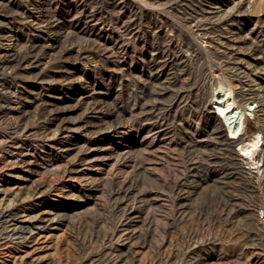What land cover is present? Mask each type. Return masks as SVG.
<instances>
[{"label":"rangeland","instance_id":"obj_1","mask_svg":"<svg viewBox=\"0 0 264 264\" xmlns=\"http://www.w3.org/2000/svg\"><path fill=\"white\" fill-rule=\"evenodd\" d=\"M42 1L50 4L53 9H56L61 17L65 14L67 5L71 3V0ZM240 1L242 0H214L207 3L204 7L212 14L209 19H204L200 13L203 8L199 5L189 6L188 4L182 5L174 2V4L159 6L151 4L148 0L146 2L143 0H119L118 10L115 9L113 12L109 8H106L108 0H88L87 3L92 6L103 7L104 19L107 22L102 27L101 25L90 28L86 27L87 31L84 33L72 31L71 33L76 37L73 40L65 41L63 44L65 47H75L77 49L88 46L84 50L83 56L68 59L70 67L68 70L57 67L56 61L58 59L55 55L48 56L43 62L44 64L41 69L37 72L26 67L27 64L18 67L15 72L18 89L26 92V95L41 96V99L44 101L41 100L40 106L37 107L38 110L36 109L37 111H40L47 101L65 98L66 102L64 106L66 108L69 110L79 108L75 112L66 114L62 122L68 124L78 123L85 117L84 114L87 112V107H85L84 102L93 93L92 89L100 92L105 97V101L106 99L108 101L103 105L104 107L98 109L94 118H85L89 127L77 128L74 127L75 125H70L71 128L64 134L69 136L70 145L78 140L80 146L83 143L82 140H90L91 137L95 136L94 130L90 126L96 125L102 120H108L105 118L106 112L118 101V98H121L122 105L127 111L138 102L135 90L138 88L137 78L141 74H136L135 76L125 74L129 64L125 65L123 67L125 71H122L117 58L113 55L111 56V53L115 51V41L118 36V27L114 21L118 18L123 21L131 19L140 22L138 24L140 29H138L142 30V38L140 37L136 41L134 48L131 49L130 56L134 60L129 61V63L130 65L133 64V67L139 73H142L141 82L145 84V88L159 93L171 82L173 76L170 75L167 80L162 81L155 79L144 80L150 60L149 46L154 44L158 48L165 45L163 40L152 32L151 25L153 23L161 24L163 32L172 42L182 44L183 41L177 36L173 30V26L182 27L184 30L189 31L184 26V18H190L194 20L192 23L194 25H200L201 23L211 27H219L221 32L217 31L210 35H205L198 28L192 27L193 29L190 31L193 35V44L199 50V57L191 55L189 51L190 46L186 45L183 47L184 57H186L183 63V68L185 69L177 70L179 74L184 73L182 74L184 76L183 79L188 83L190 81V86L194 88L205 87V90L208 89L210 93H215L217 88L209 86L211 81L207 82L206 74L209 70L212 71L214 69L212 62H215V66L219 64L218 59H215L213 56H222L224 59L223 64L227 62V67L229 64L228 72L233 74L235 79L240 78L241 81L245 82L246 93L249 94L248 92L251 89L253 90L252 92H257L264 86V0H251L250 5L246 4L242 8L243 13H236L237 15L233 16V13H231L234 8L233 6L234 4L241 3ZM4 25H1L2 30H0V38H6L4 40V47L13 44L14 41L10 38V35H12L14 30H21V33H29L21 24L7 23L5 27ZM83 26L85 25H80L81 28ZM63 30L62 33L67 31L66 28ZM239 31L241 34L236 35ZM146 33L147 35H145ZM52 37L56 38L55 35ZM243 40H246V45L242 46L240 44L239 46L236 44ZM100 42L106 43L108 48L110 47L109 54L104 56L97 49ZM251 43L254 46L261 47L263 51L255 55L250 53L249 47ZM0 49L4 50L1 45ZM225 52L227 54H224ZM222 70L224 69H221V71L218 68L216 69L218 73L221 72L220 76H223L225 73V70ZM123 74L124 76H122ZM154 88L156 89L153 90ZM120 91H122L121 95L119 94ZM260 100L262 103L251 100L244 106L252 108L251 111L243 110V106H240L239 110L243 114H251L249 115L251 119H254L257 114L259 124L262 125L264 124V97L261 96ZM207 102L211 108V113L215 117V113L217 112L215 97L208 98ZM35 108L36 106L33 107L31 105L27 108L30 116L36 112ZM130 118L132 119L133 116L128 114L127 118L122 122L127 123ZM189 119L186 116L183 119L184 122L178 121L175 125L173 124L170 129L171 131L175 129L176 134L170 131L167 136H164L157 143H151L148 140L149 138L147 139V136L150 137V134L146 130H143L144 126L139 127L143 131V134L139 135V138H135L133 131H128L127 137L123 136V133L110 136V138L100 142V146H97L94 150L92 166H88L90 162L86 165L81 164L79 166L81 171L73 174L76 175L75 177L70 176L60 179V177H52L46 171V167H54L55 165L66 167L74 161V156L79 147L70 146V149L66 150L61 148L58 142V145L51 146L48 139H41L37 132L35 134V131L33 132L34 135L32 134V141H35L34 145L36 147L25 146L19 148L9 142L4 143L2 138H4L6 132L4 124L6 116L4 118L1 117L0 188L8 180V177L4 173L6 169L4 170L3 161L6 157H12L16 154L26 155L30 160L40 159V161L34 163L39 165L35 166L33 171H28L23 166L15 168L13 170L14 174L11 176L12 178H10V180L12 179V187L16 188V186H19L22 180L19 177L22 176L37 180L50 179L54 181V179H57L58 181L57 188L37 195L27 202L29 206L33 205L32 208H41V211H48V209L52 211L59 209L60 211L58 216L54 214L48 216V213L40 215L44 218L54 217V220L52 222L40 221L41 226L45 224H51V226L46 231L41 230V235L37 237L38 240L35 246L30 249V251H34L29 257H40L56 264H77L78 262L80 263V254L86 247L88 251L92 249L91 251L94 255H98V253L104 251L102 241L110 230V232L113 231L119 217L112 211L108 201L110 185L106 181L112 178L122 179L133 173L136 169L133 165L124 164L118 152L132 157L150 155L149 160L144 162L142 168L139 171L137 170L136 173L138 176L137 180L140 183L138 184L139 191L144 188L148 189L150 199L155 200L154 203L157 211L154 217L147 218L145 222L143 218H135L133 220L137 223L133 228L142 236L134 249L135 252L133 254L130 252V257L128 256L129 264H150L151 262V264H165L164 262L155 260L157 244L165 240L169 247L178 246L181 237H187L190 232H196L197 234V237L189 240L188 247L191 250L197 248L199 241L205 236L218 238L214 244L202 252L207 258V264H234L232 257L245 255L243 254V252L246 253L247 248L245 241L250 234L257 235L254 243L264 245V222H260V216L262 213L264 214V192L258 187L253 188L244 177L245 175L238 170L234 171L233 167L235 166L230 164L233 158L235 159V155L241 152V144H233L232 150H230L224 144L225 142L221 143L219 140L217 141V134L208 132L205 122L199 125L195 122L194 126H190L191 129H189L187 127ZM108 122H110L109 125L115 123L114 121ZM217 124L222 127V131L227 136L229 131L225 130L221 120H218ZM129 134L131 137H128ZM213 136L215 137L214 139ZM195 140L201 141V145L195 146L196 142H193ZM233 171L234 174L236 173L234 177H231L232 175L223 176ZM261 173L262 170L260 171ZM96 176H101L104 182L98 187L99 190L94 189L79 198L82 201H88L84 208L75 214L64 212L68 206L78 201L77 197L73 195L74 189L84 185L86 181L90 180V177L95 178ZM177 182H179V186L174 190ZM162 189L165 190L164 193H161ZM177 192L178 194H176ZM177 195H180L179 199H176ZM174 196L176 200H174ZM0 197L2 198L1 193ZM18 205L19 203H15L14 206L12 205L13 207H9L13 211V214L10 216L11 218L15 217L16 210H20ZM7 206H9V203L3 202L1 205L2 211L6 210ZM174 209L180 212H189L190 216L192 214L194 217V220H186L178 224V226L168 228L166 223L168 219L166 218L175 211ZM39 213L36 212L35 214ZM198 214L202 216L197 219L196 215ZM15 221L26 225L29 223V219L22 215L17 216ZM200 222L205 225L202 226ZM56 226L59 227L53 229ZM165 226L166 228L164 229ZM16 240L10 242L8 245L0 246V260L25 254L23 251V249H26L25 247L18 246L19 249L13 248L9 251L6 249V246H10L11 244V246H16ZM125 245L122 241H116L113 245H108L107 252L105 251V259H108L112 254L114 255L116 253L115 250L124 248ZM167 247L166 245L162 249V253L167 251ZM109 251H111L110 254ZM190 256L187 259L185 258V260H189ZM249 256L251 255L245 256V258L248 259Z\"/></svg>","mask_w":264,"mask_h":264},{"label":"bare ground","instance_id":"obj_2","mask_svg":"<svg viewBox=\"0 0 264 264\" xmlns=\"http://www.w3.org/2000/svg\"><path fill=\"white\" fill-rule=\"evenodd\" d=\"M143 1L146 2V0ZM148 1L153 5L157 4L159 6L174 4V2H178L182 5L188 4L189 6L199 5L203 8L200 12L202 17L204 19H209L212 13L204 6L214 0ZM250 1L251 0H242L240 1L241 3H237V5L234 4L233 11H231L233 16H235L236 13H243L242 8H244L246 4L250 5ZM70 2L71 3L67 5L65 14L61 17L56 9H53L50 4H46L42 0H0V30H2L1 25L13 23L21 24V26L29 32L27 34L21 33V30H14L12 35H10V38H12L14 42L7 47H4V40L6 38H0V45L4 48V50L0 49V118L6 116V121L4 123L6 126V132L4 138H2L4 143L9 142L19 148L25 146L36 147V145H34L35 141H32V136L34 135L33 132L35 131V134L37 132L41 139H48L51 146H56L57 142L61 148L66 150H69L70 146H78L79 150L74 156V161L66 167L58 165H55L54 167H46V171L49 172L52 177L56 176L62 179L70 176L75 177L76 175L73 174L81 171L79 169L81 164L86 165L90 162L88 166H92L91 163L94 150L97 146H100V142L110 138V136L123 133V136L127 137L128 131H133L135 138H139V135L141 136L143 134L142 129L139 127L144 126L143 130H146L147 133L150 134V137L147 136V139L149 138L148 140H150L151 143H157L160 139L170 133V127L173 124L175 125L178 121L184 122L183 119L188 116V118H190L187 122V127L189 129H191L190 126H194L195 122L197 125L205 122L207 124L208 132L211 134H217V141L219 140L221 143L225 142L224 144L227 148H230V150H232L233 144H241V152L235 155V159L233 158L231 161L232 163L230 164L235 166L233 167L234 171L238 170L245 175L244 177L253 188L258 187L264 192V124H259L257 114L254 119H251L249 116L251 114H243L239 110V107L243 106V110L251 111L252 108L244 107L251 100L262 103L260 97H264V86H262L257 92H252L253 90L251 89L249 90L250 92H248L249 94H247L245 90V82L241 81L240 78L235 79L234 75L228 72L229 64L228 67L227 62L223 64L224 59L222 56H213L215 59H218L219 64H216L217 66H215V62H212L214 69H212V71L209 70L206 74L207 82L211 81L209 86H215L217 88L215 93H210L208 89L205 90V87L194 88L193 86H190L191 82L189 81V84L183 79L184 76H182V74L184 73L179 74L177 70L185 69L183 68L184 59L186 58L183 53L184 46H190L189 51L192 56L196 57L199 55L197 46L193 44V35L191 34L192 27H195L196 29L198 28V30L202 31L205 35L220 31L219 27H211L207 24L200 23V25H194L192 24L194 20L190 18H184V26H186L189 31L191 30L190 32L184 30L182 27L173 26V30L183 41L182 44L172 42V40L163 32L161 24L153 23L151 25L152 32L155 33V36L160 37L165 45L161 47L157 45L159 46L158 48L154 46V44L149 46L150 60L148 63V70L145 73L147 75L144 80L155 79L157 81H162L165 79L167 80L170 75L173 76L171 82H167L168 86L165 84L166 87H164L161 92L159 91V93L147 90L145 84L141 82V78L143 77L142 73H139V71L133 67V64L130 65L129 63V61L134 60V58L130 56L131 49L134 48L136 41L141 37L142 30L140 31V28L138 27L140 22L131 19L128 21H123L118 18L116 20L113 19L116 21H114V23L118 27V36L115 41V51L111 53V56L113 55L117 58V62L122 71H125L123 67L129 64L125 74L133 76L141 74L138 78L136 77L138 79V88L135 92L138 97V102L127 111L122 105L121 98H118V101L106 112L105 118L108 120H102L100 123L90 126L93 128L92 130H94L95 136L91 137L90 140H82L83 143L80 146L78 140L70 145L68 140L69 136L64 135L67 130L71 128L70 125H75L74 127L77 128L89 127L85 118H94L98 109L104 107L103 105H105L108 100L106 99L105 101V97L102 96L100 92H96L92 89L93 93L89 97L86 98L84 96L86 98L84 105L87 107V112L84 114L85 117L78 123H63L62 121H64L66 114L75 112L79 108L76 110H69L64 106V103L66 102L65 98H56L53 101L45 102V106L40 111H37V107L40 106L39 104L43 99H41L40 95H26V92L19 90L17 75L15 73L18 67H22L25 64H27L26 67L37 72L43 66V62L46 58L52 55L57 56L58 60L56 61V65L58 68L68 70L70 69L68 59L83 56V52L88 46L80 47L79 49L75 47L68 48L63 45L64 42L73 40L76 37L71 33L72 31H76V33H84L87 31V29H85L86 27H96V25H101L102 27L107 20L104 19V10L101 6H92L87 3L88 0H71ZM118 6L119 0H108L106 8H109V10L114 12ZM80 25L85 26L81 28ZM64 28H66L67 31L62 33ZM240 34V31L236 33V35ZM54 35L56 38L52 37ZM145 35H147V33ZM127 36H129V38H127ZM245 41L246 40H243L236 44L244 46L246 45ZM102 42H100L97 49L105 56L110 53V47L108 48L107 44ZM249 50L253 55L259 54L263 51L261 47L254 46L252 43L250 44ZM224 54L227 53L225 52ZM215 68L220 69V71L221 69H224L225 73L223 76H220L221 72L218 73ZM122 76H124V74ZM155 84L157 85V83ZM155 89L156 88L153 90ZM119 94L121 95L122 91H120ZM153 97L154 99H152ZM210 97H215V105L217 109L215 117L210 111L211 108L208 106L207 100ZM30 105L33 107L36 106L35 110L37 109L31 116L28 114L27 110ZM128 114L133 116V118H130L127 123L122 122L127 118ZM218 120H221L225 130L229 131L227 136L224 134V131H222V127L217 124ZM108 121H114L115 123L109 125L110 122ZM175 131L176 130L173 129L171 132L176 134ZM214 136L213 139L215 138ZM128 137H131V135L129 134ZM198 140L193 141L196 142L195 146L201 145V141ZM118 155L124 164L130 166L133 165L136 169L133 173L122 179L112 178L106 181L110 185L108 190V201L111 205L112 211L119 216L118 220L116 219V226L114 229L112 228V232H110L111 230L109 233L107 231L108 234L102 241L104 251L98 253V255H94L91 251L92 249L88 251L86 247L80 254L81 257L79 260L80 263L78 262L79 264H129L128 256L130 252H132V254L135 252L134 249L137 246L138 240L142 236L133 228L135 224H137L133 220L135 218H143V221L145 222L147 218L156 215L155 200L150 199V192L148 189L144 188L139 191L138 184L140 183L137 180L138 176L136 173L137 170L139 171L140 168H142L144 162L149 160L150 155L132 157L122 152H118ZM38 161H40V159L30 160L26 155L23 156L19 154L12 157H6L3 161L4 170L6 169L4 173L6 174V177H8V180L2 185V188H0L2 196V198L0 197V246L8 245L10 242L18 239L15 242L16 246H11V244L10 246H6V249L8 251L13 248L19 249L18 246L25 247L26 249H23L25 252L24 255H16L15 257L9 259L6 258L4 260H2V258L0 264H56L55 262L44 260L40 257L35 258L34 256H29L34 251H30V249L35 246L38 240L37 237L41 235V230L43 229L46 231L49 229V226H51V224L41 226L40 221L52 222L54 220V217L44 218L40 215L48 213V216H51V214L58 216L60 211L59 209H55V211L50 209H48V211H41V208H32L33 205L29 206L27 202L37 195H41L48 190L57 188V179H54V181L50 179L37 180L22 176L19 177V179H22L19 186H16V188L11 186L12 179L10 180V178H12L11 176L14 174L13 170L15 168L23 166L27 168L28 171H33L34 167L39 165L34 164ZM261 170L262 173L260 174ZM234 171L226 174L224 171L223 173L225 175H222L226 177L232 175L231 177H234L236 174H234ZM102 182H104V179L101 178V176H96L95 178L90 177V180L86 181L84 185L74 189L75 192L73 195L77 197L78 201L74 203L75 205L68 206L64 212H72L74 214L80 212L88 201H82L79 198L94 189H98ZM178 186L179 182L175 184L174 190H176ZM164 192L165 190L162 189L161 193ZM176 194H178V192ZM177 196L176 199H179L180 195ZM176 199L174 196V200ZM174 200L173 202H175ZM3 202L9 203V206L6 207V210L2 211L1 205ZM15 203H19L18 206L20 207V210H16L15 217L11 218L10 216L13 214V211L9 209V207H13ZM36 212L40 213L35 214ZM19 215L28 218L29 223L26 225L16 222L15 218ZM201 216V214L196 215L197 219L201 218ZM166 219H168L166 222L168 228H173L186 220H194V217L192 214L190 216V213L187 211L180 212L175 210ZM200 224L202 226L205 225L201 222ZM58 227L59 226L53 227V229H57ZM165 228L166 226L164 229ZM256 236V234H250L247 236L245 241V245H247L246 253L243 252L245 255L232 257L234 264H264V245L261 243H254ZM187 237H181L180 242L178 241V246L170 247L165 240H162L161 243L157 244V254L155 256L156 259H154L164 262L165 264H207V258L202 252L214 244L218 238L205 236L199 241L198 247L191 250L188 247L189 240L193 237H197V234L196 232H190ZM116 241H122L126 244L125 247L115 250L116 253L114 255L112 254L108 259H105L107 246L113 245ZM166 245L168 246L167 251L162 253V249L165 248ZM250 250L252 254H250ZM110 252L111 251H109V254ZM189 255H191L190 259L188 258L189 260H185ZM248 255L251 256L246 259L245 256Z\"/></svg>","mask_w":264,"mask_h":264},{"label":"built area","instance_id":"obj_3","mask_svg":"<svg viewBox=\"0 0 264 264\" xmlns=\"http://www.w3.org/2000/svg\"><path fill=\"white\" fill-rule=\"evenodd\" d=\"M260 221L264 222V214L262 213V215L260 216Z\"/></svg>","mask_w":264,"mask_h":264}]
</instances>
